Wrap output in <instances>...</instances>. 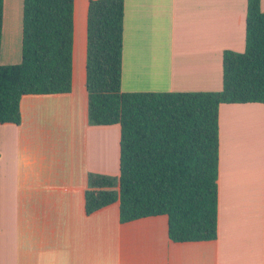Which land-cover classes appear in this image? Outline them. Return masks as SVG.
<instances>
[{
  "label": "crops",
  "instance_id": "obj_1",
  "mask_svg": "<svg viewBox=\"0 0 264 264\" xmlns=\"http://www.w3.org/2000/svg\"><path fill=\"white\" fill-rule=\"evenodd\" d=\"M88 1L74 0L85 16ZM122 2L121 92L220 90L222 52L243 50L246 0ZM82 88L22 96L19 125L0 126V264H264V105L218 106L216 237L174 243L164 216L120 224L117 203L84 213L87 175H115L119 129L88 124L84 67ZM52 108L61 123L36 121ZM61 133L66 151L54 149ZM52 139L36 169L28 144Z\"/></svg>",
  "mask_w": 264,
  "mask_h": 264
},
{
  "label": "trees",
  "instance_id": "obj_2",
  "mask_svg": "<svg viewBox=\"0 0 264 264\" xmlns=\"http://www.w3.org/2000/svg\"><path fill=\"white\" fill-rule=\"evenodd\" d=\"M3 0H0V45ZM122 0H90L84 91L92 126L118 125L117 176L87 175L86 215L118 204V221L164 216L174 243L216 237L217 109L264 105V12L246 0L243 50L221 54L216 92L120 91ZM73 0H22L20 59L0 64V126H18L25 95L68 94Z\"/></svg>",
  "mask_w": 264,
  "mask_h": 264
},
{
  "label": "rangeland",
  "instance_id": "obj_3",
  "mask_svg": "<svg viewBox=\"0 0 264 264\" xmlns=\"http://www.w3.org/2000/svg\"><path fill=\"white\" fill-rule=\"evenodd\" d=\"M73 23H72V51H71V60H72V80L71 85L74 92H80L83 90V67L85 61V14L83 13L82 8L77 4L75 5L73 0ZM20 18H21V0H3V13H2V29H1V45H0V64L9 65L17 64L19 62L20 53H19V40H20ZM48 109V107H47ZM44 110L40 111L43 115L38 116L36 121L39 123H61L59 120L54 118V115H57L60 118V115L63 113L60 111L53 110ZM39 113V111H38ZM51 120L46 119L48 116H51ZM64 119V118H63ZM57 135V134H56ZM58 140L61 142V146L54 148L55 150H65L67 149V137L59 134ZM54 140L41 142L34 141V143L28 144L29 154L33 155L36 161V169L39 165V152H51L52 143ZM55 143V142H54ZM80 140H78L77 146L79 145ZM38 154V155H37ZM45 166V165H44ZM47 166V165H46ZM41 168V167H40ZM115 175H107V177H116L117 169L115 168Z\"/></svg>",
  "mask_w": 264,
  "mask_h": 264
}]
</instances>
